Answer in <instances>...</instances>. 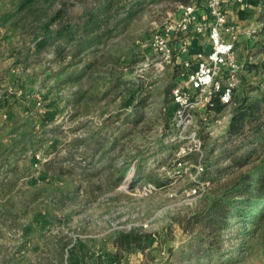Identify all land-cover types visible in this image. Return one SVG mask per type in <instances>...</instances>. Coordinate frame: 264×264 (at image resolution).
<instances>
[{
  "label": "rangeland",
  "instance_id": "rangeland-1",
  "mask_svg": "<svg viewBox=\"0 0 264 264\" xmlns=\"http://www.w3.org/2000/svg\"><path fill=\"white\" fill-rule=\"evenodd\" d=\"M21 1L0 0V18L14 11L0 23V92L17 91L1 111L15 128L0 134L8 162L0 167V264H90L108 255L114 234L129 230L151 234L144 263L194 264L192 250L207 234L195 217L235 174L227 155L231 114L264 90V41L250 42L241 57L232 103L219 113L198 105L188 122L174 115L167 87L183 81L174 80V68L192 55L171 36L173 57L160 69L155 46L181 2L111 0L110 15L118 10L111 32L77 56L68 45L60 58L54 44L38 50L34 40L47 24L55 28L61 7L76 14L82 4L29 0L16 12ZM198 47L191 43L190 51ZM117 78L122 83L114 89ZM137 82L147 103L115 115L125 88ZM109 114L115 117L103 124ZM181 155L187 157L176 164ZM249 229L232 231L236 252L224 264H264V224Z\"/></svg>",
  "mask_w": 264,
  "mask_h": 264
},
{
  "label": "trees",
  "instance_id": "trees-1",
  "mask_svg": "<svg viewBox=\"0 0 264 264\" xmlns=\"http://www.w3.org/2000/svg\"><path fill=\"white\" fill-rule=\"evenodd\" d=\"M178 1L185 4L191 0ZM29 2V0H22L16 12H20ZM79 2L82 8L76 14L69 13L64 6L57 10L52 20L56 23L55 28L51 30L50 24L45 26L44 33L34 40L33 45L36 49H41L48 42L52 43L54 54L62 58L67 54V46L71 45L72 55L77 56L99 43L102 37L111 32L109 23L118 12V10L114 11L112 12L114 15H110L113 10L111 0H94L89 4H85L84 0ZM13 17L14 11L9 12L5 17L0 18V23ZM103 26L105 28L101 29ZM173 36L184 37L183 34ZM197 51L199 50L193 52L191 50L188 55L191 54L192 57L188 58L193 60ZM182 68V63L175 66L174 80L181 76ZM121 83V78H117L113 84L114 89H118ZM174 85L176 84L173 82L167 87V93L170 95ZM141 86L137 82L125 88L127 95L115 111V115H120L119 113L124 110L136 113L147 103V95H142ZM221 91L213 93L210 102L206 104L208 110L219 113L224 109L226 104L220 99ZM16 93V90L8 89L0 92V134L8 126L15 128V121L9 118L4 119L1 111L12 107L17 97ZM172 105L174 113L175 104L172 102ZM115 115L109 114V118H103V124ZM227 134L229 138L234 139L227 155L228 168L235 169L231 172L235 174L216 192L201 214L195 217L197 222L204 223L207 234L203 237V241L192 250L195 256L194 264H209L212 261L214 264H224L223 258L228 256L232 259L236 252L232 246V238H234L232 231L249 227L252 232L254 227L264 224V90L258 97L244 99L238 104L231 114ZM98 141L104 143V140ZM16 144L14 139L7 145L14 147ZM3 145L0 139V167L8 163L1 152ZM112 147L115 148V142ZM24 149L21 148L17 152L22 153ZM186 157L179 156L176 164L184 162ZM122 177L123 175L120 179ZM226 239L231 241L229 247L224 246ZM150 240L151 234L137 230L117 232L111 240L116 249L113 254L114 261L116 264H123L125 257L135 250L146 248Z\"/></svg>",
  "mask_w": 264,
  "mask_h": 264
},
{
  "label": "built area",
  "instance_id": "built-area-1",
  "mask_svg": "<svg viewBox=\"0 0 264 264\" xmlns=\"http://www.w3.org/2000/svg\"><path fill=\"white\" fill-rule=\"evenodd\" d=\"M223 1L205 0L203 2V7L210 19L208 28L210 49L197 51L193 60L188 58L183 61V69L188 72L181 73L183 81L174 85L171 90L172 102L175 104L174 115L181 120L186 119L190 122L194 107L206 106L215 91L222 90L221 101L226 105L231 104L234 92L240 83L243 67L236 59L237 35L235 26L227 21V15L222 9ZM198 10L197 2L180 4L176 21L170 24L161 35L155 37L156 50L160 56L157 65L160 69L172 60L173 50L168 43L171 36L184 35L179 43V51L188 54L191 36L205 32L206 26L200 22ZM225 32L230 34L229 39L223 37ZM254 33L255 30L247 31V35ZM260 38L264 41V34L260 35ZM193 91L197 92V95H194ZM227 115L225 113L217 121H221ZM198 142L200 143L199 139ZM195 191L196 189H192V192Z\"/></svg>",
  "mask_w": 264,
  "mask_h": 264
},
{
  "label": "crops",
  "instance_id": "crops-1",
  "mask_svg": "<svg viewBox=\"0 0 264 264\" xmlns=\"http://www.w3.org/2000/svg\"><path fill=\"white\" fill-rule=\"evenodd\" d=\"M199 4V20L206 26V30L203 34H194L191 36L192 45L199 44L196 50L199 51H208L210 49V41L208 38V28L210 24V19L208 17L207 11L203 7V2L205 0H191ZM222 9L227 15V21L235 26V33L237 35L236 42V59L239 64L243 67V62L241 57L244 55L248 49H250V42L255 39H261L260 35L264 34V0H224L222 3ZM255 30V33L252 35H247V31ZM230 34L225 32L223 37L229 39ZM152 244L150 243L143 250H136L131 252L127 257L123 259V264H146L144 263L143 252ZM108 255L102 256V259L93 261L90 264H116L114 261V252L115 247L113 243H110L108 247ZM86 262V261H85ZM159 262L158 264H162Z\"/></svg>",
  "mask_w": 264,
  "mask_h": 264
}]
</instances>
